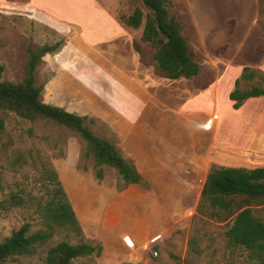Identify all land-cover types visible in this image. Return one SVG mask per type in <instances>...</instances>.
Returning a JSON list of instances; mask_svg holds the SVG:
<instances>
[{
    "label": "rangeland",
    "instance_id": "obj_1",
    "mask_svg": "<svg viewBox=\"0 0 264 264\" xmlns=\"http://www.w3.org/2000/svg\"><path fill=\"white\" fill-rule=\"evenodd\" d=\"M99 1L125 27L122 16L130 15L136 7L145 13L149 11L142 0ZM173 1L182 18L188 12L186 8H194L191 15L202 23L206 36L228 31L232 16L243 19L257 13L259 20L264 21L263 2L253 5L242 0V4L224 5L218 0H193L199 2L195 4ZM28 2L6 0L0 4V63L5 66L2 79L15 83L23 80L30 46L37 49L60 43V48L48 54L37 68L36 85H43L41 99L88 116L86 123L91 130L115 143L125 157L139 162L151 185L147 188L134 184L120 191L114 168L107 167L102 180L96 178L93 158L85 156L87 145L79 134L45 119L30 121L14 112L0 111L6 126L0 139V238H7L26 222L31 223L32 231L45 228L42 207L50 197L42 173L43 163L49 158L75 209L85 240L103 244L100 256L77 258L73 264H251L244 250L227 244L224 222L199 219L197 215L204 179L213 164L204 148L208 146L211 151V142L197 133V122L203 124L212 113L178 118L171 112L180 111L179 100L176 108L164 102L159 106L146 97L130 96L108 84L96 64L83 62L79 51L86 47L76 37L78 28L65 22L56 23L61 30L58 32L49 12L41 7L31 8ZM143 27L144 24L135 31L136 39L142 35ZM224 40L225 36L219 37V41ZM146 50L154 51L150 46ZM243 59L241 55L240 60ZM193 81L194 87L206 85L200 75ZM188 84L190 81H177L173 86L180 91ZM222 91L221 137L227 140L234 135L237 140H245L250 133L259 136L264 130L260 105L251 101L242 111L225 112L231 100L221 96ZM193 105L201 107L197 102ZM213 122L214 119L211 128ZM138 123L151 124V128L155 125L158 130L142 135L129 131L120 134L114 128ZM229 123L234 125L232 129ZM19 154L29 163L16 164ZM237 156H228L226 161L248 167L264 166V153H257L256 158L244 153ZM15 195L20 196L22 204L13 198ZM193 235L199 237L201 254L190 248ZM82 240L71 231L59 229L51 244ZM155 244L159 245L156 258L150 250ZM47 247L32 256L9 258L5 264H45Z\"/></svg>",
    "mask_w": 264,
    "mask_h": 264
},
{
    "label": "trees",
    "instance_id": "obj_2",
    "mask_svg": "<svg viewBox=\"0 0 264 264\" xmlns=\"http://www.w3.org/2000/svg\"><path fill=\"white\" fill-rule=\"evenodd\" d=\"M142 2L149 9L147 13L136 7L130 15L121 17L127 27L138 29L144 24L142 35L133 41L141 61L153 66L155 73L165 78L197 77L202 69L201 60L194 55L193 46L183 33L185 22L174 1ZM59 45L45 44L37 49L30 46L25 76L21 82L3 80L5 66L0 63V111L14 112L30 121L45 119L69 128L85 140V156L93 158V169L98 180H102L106 168L111 167L118 173L120 191L132 184L148 188L151 184L134 160L125 157L115 143L95 134L86 123L88 116L41 99L43 85H36V71L43 56L56 50ZM147 46L154 51L148 53ZM258 96H264V71L246 66L229 95L233 108L239 109L247 99ZM5 129V119L0 117V139ZM32 162H36L34 158ZM15 163L29 161L19 154ZM42 179L45 180L50 197L42 207L45 228L32 231L31 223L26 222L7 238H0V264H5L12 257L35 255L44 246H48L45 264H73L77 258L100 256L103 244L85 240L75 209L49 158L43 163ZM13 198L19 204L23 203L19 195ZM197 215L199 219L206 217L224 222L227 244L234 249L244 250L251 264H264V166L249 168L213 163L201 191ZM59 229L71 231L83 240L79 243L59 241L51 244ZM158 248V244L150 248L154 258L159 255ZM190 248L195 254H201L197 235L191 237Z\"/></svg>",
    "mask_w": 264,
    "mask_h": 264
},
{
    "label": "crops",
    "instance_id": "obj_3",
    "mask_svg": "<svg viewBox=\"0 0 264 264\" xmlns=\"http://www.w3.org/2000/svg\"><path fill=\"white\" fill-rule=\"evenodd\" d=\"M4 1L6 0H0V4ZM186 2L199 3L198 1L193 2V0ZM218 2L224 5L243 3L242 0H218ZM249 2L254 5L264 3V0H249ZM27 4L31 8L46 9L49 12L50 21L54 23V27L59 30L58 32L61 30L57 25L62 22L77 27L79 32L76 33V37L80 44L86 47V49L79 51L84 58L83 62L96 64L95 68L101 70L103 78L108 84L116 85L118 89L130 96L136 94L143 99L146 97L159 106H162V102H164L176 108L179 100L180 111L171 112L178 118L191 117L193 114L204 115L206 112L205 115L212 113L213 116H210L203 124L197 122V133L207 138L208 143L211 142V151H209L208 146L204 148L210 154L212 163L248 167L244 164L230 163L226 161V158L237 154L240 156L243 153L251 154L256 158L257 153H264V130L260 132L259 136L250 133L245 140H237V136L234 135L226 140L223 136L221 137L220 131L224 116L220 114L219 110L220 90H223L221 96L229 97L245 66L256 67L264 71V21L259 20L260 15L257 13L245 15L243 19L239 15L238 18L232 16L228 31L213 32L211 36H206V32L202 29V23L191 15L190 10L194 11V8H186L188 12L184 13L183 17L185 22L183 33L190 40L194 55L201 60L202 69L199 75L206 82V85L202 87H194L193 80L196 77L169 79L155 75L153 68L146 66L141 61L139 53L134 49L133 41L136 39L134 33L137 29L122 25L114 15L100 4L99 0H30ZM258 11L261 12V9L258 8ZM220 36H225V40L219 41ZM60 46L61 44L57 49ZM233 49H235V54ZM50 53L44 55L42 60ZM240 54L244 58L243 60H240ZM231 55L234 56L231 58ZM42 60L39 64L43 62ZM98 70L96 71L98 72ZM97 72H95L96 75ZM177 81H190V84L177 91L176 87L173 86V83ZM251 101H253V105H260L259 114L264 122V96L247 99L239 109L233 108L232 100L231 102L228 101V111L225 112L242 111ZM194 102L199 103L201 107L193 105ZM208 102H210L209 107ZM167 104L166 109H169ZM210 119H214V131L212 132L209 130L213 128L207 124ZM127 125V128L117 126L114 128L120 134L129 131L143 135L147 132L155 133L156 128L158 130V127L153 124L152 128L150 127L151 124L143 123ZM228 126L231 128L234 125L229 123ZM262 129L264 128L262 127ZM121 136L124 138L123 135ZM134 162L141 171L138 166L139 162ZM141 173L143 174V172ZM145 174L147 175L146 172ZM206 177L207 175L204 183Z\"/></svg>",
    "mask_w": 264,
    "mask_h": 264
},
{
    "label": "built area",
    "instance_id": "obj_4",
    "mask_svg": "<svg viewBox=\"0 0 264 264\" xmlns=\"http://www.w3.org/2000/svg\"><path fill=\"white\" fill-rule=\"evenodd\" d=\"M212 120H213V119H210V120H209V122L207 123L208 126L212 123Z\"/></svg>",
    "mask_w": 264,
    "mask_h": 264
}]
</instances>
